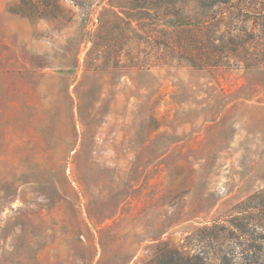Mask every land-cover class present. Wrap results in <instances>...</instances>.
<instances>
[{"label":"rangeland","instance_id":"obj_1","mask_svg":"<svg viewBox=\"0 0 264 264\" xmlns=\"http://www.w3.org/2000/svg\"><path fill=\"white\" fill-rule=\"evenodd\" d=\"M61 1L70 22L0 0V264H97L102 243L119 264H264V37L254 66L199 67L137 0ZM119 17L113 67L89 53Z\"/></svg>","mask_w":264,"mask_h":264},{"label":"trees","instance_id":"obj_2","mask_svg":"<svg viewBox=\"0 0 264 264\" xmlns=\"http://www.w3.org/2000/svg\"><path fill=\"white\" fill-rule=\"evenodd\" d=\"M136 6L155 9L154 14L157 17L163 15L162 19H165V24L175 28L176 34L172 40L155 39V43L164 45V48L199 67L222 66V60L229 61L235 57L239 61H244L247 67H251L254 66L255 60L253 59H257L261 52L257 50V46L264 37V0H137ZM257 9L260 10L257 11ZM18 11L30 18H51L66 22L72 21L74 17V14L70 15V10L63 5L61 0H21ZM253 16L256 19L249 27L247 20ZM126 17L131 18L129 15ZM124 19L123 17L117 18L118 22L113 27L114 29H107L106 32L100 33L89 53L90 58L94 52L100 51L101 54L98 52L96 58H99V55L103 57V63H109L113 58L115 59L113 67H117L122 54L121 48L117 47L116 43L112 45L111 41L119 40L116 32L120 34L124 32L120 24L121 21H126ZM223 23H230L224 31L220 27ZM257 26H260V33L255 31ZM251 48L254 50L249 52ZM261 54L264 55V51ZM258 63L263 64L260 60ZM91 64L93 61L90 62ZM85 83L86 79L83 78L77 93L86 92ZM8 89L9 87H6V90ZM79 98L81 100L79 117L80 121L85 124L88 112L83 107L86 102L83 103L81 96ZM5 124L0 114V125ZM17 128L21 130L17 129L16 139L28 137L25 125H19ZM21 150L23 151L24 147H21ZM62 182L66 189L71 188L67 177L63 176ZM64 204L68 210L70 209L69 214L64 218L65 234L77 232L83 237L89 231L80 220L75 205L69 200H66ZM91 248L95 250L93 245ZM101 248V257L97 264L122 262L121 258L111 256L103 243ZM128 262L123 264H128Z\"/></svg>","mask_w":264,"mask_h":264}]
</instances>
